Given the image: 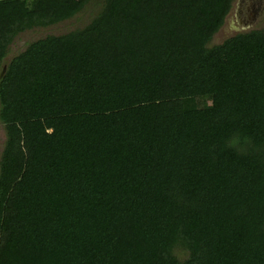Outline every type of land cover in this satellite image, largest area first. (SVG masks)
I'll use <instances>...</instances> for the list:
<instances>
[{"label":"trees","instance_id":"1","mask_svg":"<svg viewBox=\"0 0 264 264\" xmlns=\"http://www.w3.org/2000/svg\"><path fill=\"white\" fill-rule=\"evenodd\" d=\"M233 1L0 0V264H264V27L208 44Z\"/></svg>","mask_w":264,"mask_h":264},{"label":"rangeland","instance_id":"2","mask_svg":"<svg viewBox=\"0 0 264 264\" xmlns=\"http://www.w3.org/2000/svg\"><path fill=\"white\" fill-rule=\"evenodd\" d=\"M236 1L237 0L233 1L232 7L225 18L223 26L219 28V30L212 36L211 40L209 41L208 44L210 46L220 43L225 38L234 35L235 33L264 27V2L261 4L262 8L258 11V14L252 21V23L249 24L247 27H244L237 21L236 18ZM91 9L92 6L89 5L84 11L78 13L70 19L47 27H34L32 29L17 34L16 37L13 39L12 43H10V45L8 46V52L4 60L7 62L10 57L23 50L29 42L37 38H42L46 35L61 34L82 27L88 22L90 17L89 11ZM4 139L5 133L3 126L0 123V154L3 148ZM178 254L180 258H182V253L178 251Z\"/></svg>","mask_w":264,"mask_h":264},{"label":"flooded vegetation","instance_id":"3","mask_svg":"<svg viewBox=\"0 0 264 264\" xmlns=\"http://www.w3.org/2000/svg\"><path fill=\"white\" fill-rule=\"evenodd\" d=\"M263 2V0H237L235 6L237 21L247 27L261 10Z\"/></svg>","mask_w":264,"mask_h":264},{"label":"water","instance_id":"4","mask_svg":"<svg viewBox=\"0 0 264 264\" xmlns=\"http://www.w3.org/2000/svg\"><path fill=\"white\" fill-rule=\"evenodd\" d=\"M5 67H3L1 74L4 72Z\"/></svg>","mask_w":264,"mask_h":264}]
</instances>
